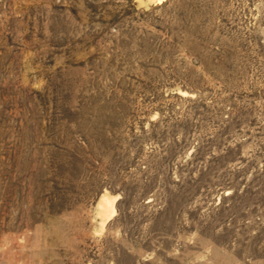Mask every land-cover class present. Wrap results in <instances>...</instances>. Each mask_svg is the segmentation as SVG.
Here are the masks:
<instances>
[{"label": "rangeland", "instance_id": "374dc122", "mask_svg": "<svg viewBox=\"0 0 264 264\" xmlns=\"http://www.w3.org/2000/svg\"><path fill=\"white\" fill-rule=\"evenodd\" d=\"M0 264H264V0H0Z\"/></svg>", "mask_w": 264, "mask_h": 264}]
</instances>
